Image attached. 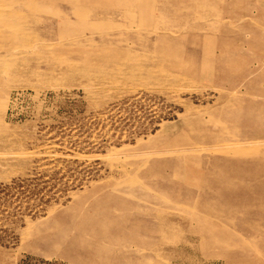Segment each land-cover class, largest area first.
Masks as SVG:
<instances>
[{
	"label": "rangeland",
	"instance_id": "374dc122",
	"mask_svg": "<svg viewBox=\"0 0 264 264\" xmlns=\"http://www.w3.org/2000/svg\"><path fill=\"white\" fill-rule=\"evenodd\" d=\"M264 264V0H0V264Z\"/></svg>",
	"mask_w": 264,
	"mask_h": 264
},
{
	"label": "trees",
	"instance_id": "16d2710c",
	"mask_svg": "<svg viewBox=\"0 0 264 264\" xmlns=\"http://www.w3.org/2000/svg\"><path fill=\"white\" fill-rule=\"evenodd\" d=\"M40 264H52V263H45V262H43V263H40Z\"/></svg>",
	"mask_w": 264,
	"mask_h": 264
}]
</instances>
